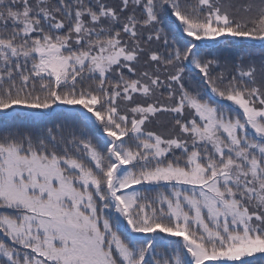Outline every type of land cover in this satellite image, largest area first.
Masks as SVG:
<instances>
[{
	"label": "snow or ice",
	"instance_id": "1",
	"mask_svg": "<svg viewBox=\"0 0 264 264\" xmlns=\"http://www.w3.org/2000/svg\"><path fill=\"white\" fill-rule=\"evenodd\" d=\"M0 264H264V0H0Z\"/></svg>",
	"mask_w": 264,
	"mask_h": 264
}]
</instances>
